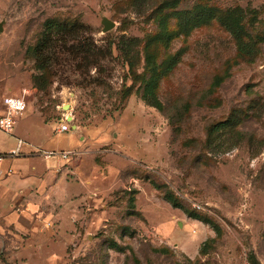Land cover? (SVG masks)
Returning a JSON list of instances; mask_svg holds the SVG:
<instances>
[{
  "label": "rangeland",
  "instance_id": "374dc122",
  "mask_svg": "<svg viewBox=\"0 0 264 264\" xmlns=\"http://www.w3.org/2000/svg\"><path fill=\"white\" fill-rule=\"evenodd\" d=\"M0 26L12 134L70 153L0 202V264H264V0H0Z\"/></svg>",
  "mask_w": 264,
  "mask_h": 264
},
{
  "label": "crops",
  "instance_id": "0c3cea01",
  "mask_svg": "<svg viewBox=\"0 0 264 264\" xmlns=\"http://www.w3.org/2000/svg\"><path fill=\"white\" fill-rule=\"evenodd\" d=\"M14 134H8L14 137L11 143L6 146L0 144V155L4 156L0 162V202L9 210L17 204L34 206L36 198L47 194L48 187L58 176L57 167L65 161L37 154L34 151L38 146ZM20 140L23 141L21 153L12 155L17 151Z\"/></svg>",
  "mask_w": 264,
  "mask_h": 264
},
{
  "label": "built area",
  "instance_id": "2783aa9c",
  "mask_svg": "<svg viewBox=\"0 0 264 264\" xmlns=\"http://www.w3.org/2000/svg\"><path fill=\"white\" fill-rule=\"evenodd\" d=\"M31 92L28 89H24L20 95L6 96L2 101V109H0V132L5 134H12L14 128L17 126L19 120L24 116L28 109V98ZM70 121L65 117V120L61 121L60 126L56 129L57 133L68 132L71 128ZM23 141H19V146L16 152L12 155H19L21 153V147ZM37 153H40L39 151ZM45 157H59L63 160H68L70 153L66 151L56 152L50 151L44 153ZM4 156L0 155V162Z\"/></svg>",
  "mask_w": 264,
  "mask_h": 264
},
{
  "label": "trees",
  "instance_id": "16d2710c",
  "mask_svg": "<svg viewBox=\"0 0 264 264\" xmlns=\"http://www.w3.org/2000/svg\"><path fill=\"white\" fill-rule=\"evenodd\" d=\"M197 13L193 17V19H195L196 21L200 20L201 18L206 19V20H210V19L213 18L212 13L210 11H208V10H203V11L199 12L198 14ZM179 16H180V18L182 20H187L186 16H184L183 14H179ZM221 22H222V25L227 30H229L234 35L235 38H237V39L241 38L240 29L237 27L236 24L231 23V20L229 18H225V19L221 18ZM57 29L66 30V26L59 25V26H57ZM49 41H50L49 37L48 38L46 37V39L44 40L43 44L38 48V54L40 56H42L44 54V50L43 49H45V47H47V45H49ZM153 62H154V60L151 61V58L148 59V63L149 64L152 65ZM177 62H178V56L176 55V56H173V57L167 59L165 61V64L168 66V69L171 70L177 64ZM155 69L156 68L154 67L153 70L155 71ZM153 88L154 87H153V84H152L146 89V95L151 101H154V89ZM225 124L226 123H224V124L222 123V124H220V126L225 125Z\"/></svg>",
  "mask_w": 264,
  "mask_h": 264
},
{
  "label": "water",
  "instance_id": "95a60500",
  "mask_svg": "<svg viewBox=\"0 0 264 264\" xmlns=\"http://www.w3.org/2000/svg\"><path fill=\"white\" fill-rule=\"evenodd\" d=\"M103 25H104V30L106 32L110 31L111 29L115 27L114 22L110 21L109 19H104ZM1 30H2V26H0V31Z\"/></svg>",
  "mask_w": 264,
  "mask_h": 264
}]
</instances>
